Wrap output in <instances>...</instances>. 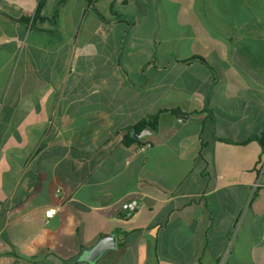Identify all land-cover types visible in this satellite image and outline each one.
Here are the masks:
<instances>
[{
	"label": "crops",
	"instance_id": "crops-1",
	"mask_svg": "<svg viewBox=\"0 0 264 264\" xmlns=\"http://www.w3.org/2000/svg\"><path fill=\"white\" fill-rule=\"evenodd\" d=\"M105 237L94 264H264V0H0V264Z\"/></svg>",
	"mask_w": 264,
	"mask_h": 264
},
{
	"label": "water",
	"instance_id": "water-1",
	"mask_svg": "<svg viewBox=\"0 0 264 264\" xmlns=\"http://www.w3.org/2000/svg\"><path fill=\"white\" fill-rule=\"evenodd\" d=\"M142 135L141 137H143ZM114 238L113 237H105L99 241V243L89 252V255L85 257L83 260H87L90 264H94V262L101 256V254L114 248Z\"/></svg>",
	"mask_w": 264,
	"mask_h": 264
},
{
	"label": "built area",
	"instance_id": "built-area-1",
	"mask_svg": "<svg viewBox=\"0 0 264 264\" xmlns=\"http://www.w3.org/2000/svg\"><path fill=\"white\" fill-rule=\"evenodd\" d=\"M177 121L178 122H181L182 119L179 118ZM138 208H139V204H138L137 201H135V200L127 201V202H125V203H123L121 205L122 216L124 218H129V217H131L137 211ZM53 214H54V210H47L45 212V217L46 218H49Z\"/></svg>",
	"mask_w": 264,
	"mask_h": 264
},
{
	"label": "trees",
	"instance_id": "trees-1",
	"mask_svg": "<svg viewBox=\"0 0 264 264\" xmlns=\"http://www.w3.org/2000/svg\"><path fill=\"white\" fill-rule=\"evenodd\" d=\"M44 0H41V3L43 2ZM40 4V3H39ZM202 61H204L203 59H201ZM156 124V117L154 118V120L152 121V122H150L148 125H150L151 127L153 126V125H155ZM144 125V124H143ZM124 142L125 143H127L128 142V140H127V138H125V140H124Z\"/></svg>",
	"mask_w": 264,
	"mask_h": 264
}]
</instances>
